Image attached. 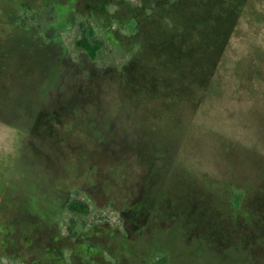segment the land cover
I'll return each instance as SVG.
<instances>
[{
  "label": "rangeland",
  "instance_id": "obj_1",
  "mask_svg": "<svg viewBox=\"0 0 264 264\" xmlns=\"http://www.w3.org/2000/svg\"><path fill=\"white\" fill-rule=\"evenodd\" d=\"M162 259L264 264V0H0V264Z\"/></svg>",
  "mask_w": 264,
  "mask_h": 264
},
{
  "label": "trees",
  "instance_id": "obj_2",
  "mask_svg": "<svg viewBox=\"0 0 264 264\" xmlns=\"http://www.w3.org/2000/svg\"><path fill=\"white\" fill-rule=\"evenodd\" d=\"M23 19L21 21V25L27 26L26 20ZM74 46L76 47L79 54H84L91 61H95L103 52L104 42L101 38L97 37V34L93 28L87 27L82 23L78 25L77 37L74 41ZM243 196L244 195L242 193H238L236 196L234 195V197H236L235 199L237 207H240ZM66 210L72 215L82 216H87L90 212L87 203L79 199H71V197L68 199ZM161 263L165 264V259H162Z\"/></svg>",
  "mask_w": 264,
  "mask_h": 264
}]
</instances>
